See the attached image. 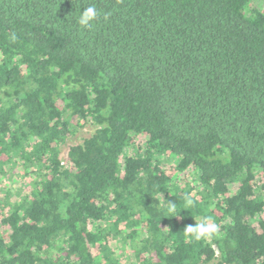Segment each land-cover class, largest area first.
Listing matches in <instances>:
<instances>
[{"label":"trees","instance_id":"obj_1","mask_svg":"<svg viewBox=\"0 0 264 264\" xmlns=\"http://www.w3.org/2000/svg\"><path fill=\"white\" fill-rule=\"evenodd\" d=\"M11 172L29 187L1 195L0 264H117L111 234L130 264H264V5L0 0ZM202 221L220 235L186 234Z\"/></svg>","mask_w":264,"mask_h":264},{"label":"rangeland","instance_id":"obj_2","mask_svg":"<svg viewBox=\"0 0 264 264\" xmlns=\"http://www.w3.org/2000/svg\"><path fill=\"white\" fill-rule=\"evenodd\" d=\"M253 5L262 7L264 5V1L262 0H251ZM94 130V126L91 125V123H86L84 126L79 127L77 131L75 132V135L71 137L67 143L62 146V152H61V158L63 159L66 155L67 149L69 145L75 144V143H81L84 138L88 137L91 135V133ZM18 161V160H17ZM162 163H172L174 162V158L172 157H165L163 156L161 158ZM14 172H11L7 176V180L4 183V186L0 187V198L1 195L4 194L5 192H8L11 195V200H17L19 197L17 196L18 192L16 190L17 186H19L22 190L26 189L27 185L29 187V183H26L25 181H21L20 177H14ZM24 188V189H23ZM260 192V193H259ZM257 194L262 195L264 198V194L259 191ZM22 193V192H21ZM24 194V193H23ZM23 194H20L19 196H24ZM10 207H7L9 209ZM108 239L111 241L112 245L114 248L117 250V255L116 257L118 258L117 264H130L131 262L134 261V254L127 250L128 247L124 242L121 240L119 236H113L108 235ZM218 261H211L209 264H217Z\"/></svg>","mask_w":264,"mask_h":264},{"label":"clouds","instance_id":"obj_3","mask_svg":"<svg viewBox=\"0 0 264 264\" xmlns=\"http://www.w3.org/2000/svg\"><path fill=\"white\" fill-rule=\"evenodd\" d=\"M98 15L97 10L93 6H89L84 9L78 19L77 23L80 25L81 28H90L91 22L96 19ZM193 201L191 199H186V206H191ZM169 212H176L175 204H170L168 207ZM211 219L210 217L205 218V220ZM186 234L189 235L191 238L195 240L203 239H212L218 237L220 235L219 226L213 223H206L202 221L200 223H195L194 225H189L185 228Z\"/></svg>","mask_w":264,"mask_h":264}]
</instances>
